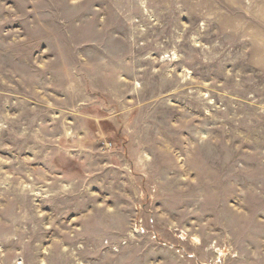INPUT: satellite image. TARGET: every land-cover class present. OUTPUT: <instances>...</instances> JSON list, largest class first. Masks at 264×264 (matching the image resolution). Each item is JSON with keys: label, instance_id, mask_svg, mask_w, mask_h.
Returning <instances> with one entry per match:
<instances>
[{"label": "rangeland", "instance_id": "rangeland-1", "mask_svg": "<svg viewBox=\"0 0 264 264\" xmlns=\"http://www.w3.org/2000/svg\"><path fill=\"white\" fill-rule=\"evenodd\" d=\"M0 264H264V0H0Z\"/></svg>", "mask_w": 264, "mask_h": 264}]
</instances>
